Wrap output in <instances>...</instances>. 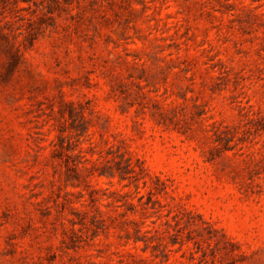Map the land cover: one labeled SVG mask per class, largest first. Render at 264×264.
Returning a JSON list of instances; mask_svg holds the SVG:
<instances>
[{
	"label": "rangeland",
	"instance_id": "rangeland-1",
	"mask_svg": "<svg viewBox=\"0 0 264 264\" xmlns=\"http://www.w3.org/2000/svg\"><path fill=\"white\" fill-rule=\"evenodd\" d=\"M0 264H264V0H0Z\"/></svg>",
	"mask_w": 264,
	"mask_h": 264
}]
</instances>
